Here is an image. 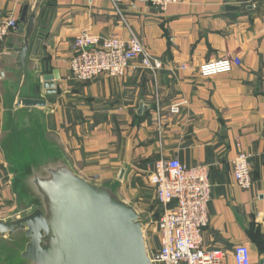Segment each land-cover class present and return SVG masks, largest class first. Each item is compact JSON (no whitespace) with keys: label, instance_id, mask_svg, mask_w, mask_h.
<instances>
[{"label":"crops","instance_id":"0c3cea01","mask_svg":"<svg viewBox=\"0 0 264 264\" xmlns=\"http://www.w3.org/2000/svg\"><path fill=\"white\" fill-rule=\"evenodd\" d=\"M24 7L22 33L12 30L0 42V221L30 211L22 209L21 201H31L15 181L47 151L84 179L111 186L131 205L155 204L158 210L147 175L157 159L176 157L208 169L203 247L223 249L226 264H233V247L246 244L251 264H260L264 0H182L164 9L134 0H0V19L13 16L19 22ZM32 17L21 56L17 49ZM130 30L161 60L160 69L153 73L135 59L122 76L101 74L88 81L71 76L76 34L127 38ZM233 55L241 63L229 72L198 71L205 61ZM22 97L44 99L45 105L17 104ZM171 105L178 111L171 112ZM240 151L251 154L248 189L232 174L231 161ZM147 246L156 250L158 237Z\"/></svg>","mask_w":264,"mask_h":264},{"label":"water","instance_id":"95a60500","mask_svg":"<svg viewBox=\"0 0 264 264\" xmlns=\"http://www.w3.org/2000/svg\"><path fill=\"white\" fill-rule=\"evenodd\" d=\"M25 12L26 7L17 26L20 33ZM33 17L17 49L21 56L28 47ZM17 104L44 106L45 100L22 97ZM15 186L33 204L28 213L0 221V236L22 231L26 239L17 264H151L135 207L111 186L75 173L55 152L47 151L46 157L23 167Z\"/></svg>","mask_w":264,"mask_h":264},{"label":"built area","instance_id":"2783aa9c","mask_svg":"<svg viewBox=\"0 0 264 264\" xmlns=\"http://www.w3.org/2000/svg\"><path fill=\"white\" fill-rule=\"evenodd\" d=\"M181 1L134 0L159 9ZM17 26L18 21L13 16L0 19V42ZM73 49L68 65L71 76L79 81L92 80L101 74L122 76L135 59L140 67L153 73L162 67L161 60L152 55L131 30L127 38L100 37L82 31L75 35ZM240 63L237 55L224 56L203 62L198 71L203 76L226 73ZM186 66L182 64L181 68ZM170 111L177 112L178 106L171 105ZM250 159V153L240 151L231 161L234 181L241 189H248L252 183ZM147 180L160 206L156 221L159 246L156 250L147 247L151 264H226V251L202 245V230L209 221L207 205L211 195L207 167L187 166L176 157H161L155 161ZM232 260L233 264H251L249 247L236 244L232 249Z\"/></svg>","mask_w":264,"mask_h":264},{"label":"rangeland","instance_id":"374dc122","mask_svg":"<svg viewBox=\"0 0 264 264\" xmlns=\"http://www.w3.org/2000/svg\"><path fill=\"white\" fill-rule=\"evenodd\" d=\"M146 201V200H145ZM22 209L25 211L31 210L32 206L26 203L24 200L21 201ZM134 206V205H133ZM135 207V206H134ZM150 207V208H149ZM151 209V212H147V209ZM135 209L141 216L142 232L145 240L146 247L148 243H152L155 237H158L156 229V221L159 218V211L155 204L150 206L137 205ZM0 236V264H17L18 254L25 244V237L23 232H18L14 238L3 239ZM153 250L152 248H149Z\"/></svg>","mask_w":264,"mask_h":264}]
</instances>
